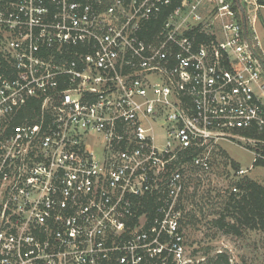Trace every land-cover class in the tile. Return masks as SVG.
Instances as JSON below:
<instances>
[{"label":"built area","instance_id":"2783aa9c","mask_svg":"<svg viewBox=\"0 0 264 264\" xmlns=\"http://www.w3.org/2000/svg\"><path fill=\"white\" fill-rule=\"evenodd\" d=\"M234 5L0 0V264L190 263L191 177L222 142L264 161V71Z\"/></svg>","mask_w":264,"mask_h":264},{"label":"rangeland","instance_id":"374dc122","mask_svg":"<svg viewBox=\"0 0 264 264\" xmlns=\"http://www.w3.org/2000/svg\"><path fill=\"white\" fill-rule=\"evenodd\" d=\"M238 9V19L242 18L243 11L249 31L251 26L255 30L256 49L260 52L261 47L264 52V6L259 7L256 0H239ZM234 163L239 166V171H246L245 174H239ZM211 168L208 176L191 177V186L188 185L190 188L183 200L184 247L188 264H206L221 252L227 254L230 264H264V232L242 229L240 235L226 234L225 228L220 229L214 224L226 214L231 188L240 180L249 178L264 185V168L253 165V155L242 142H222L215 146ZM225 221L232 222L229 217Z\"/></svg>","mask_w":264,"mask_h":264},{"label":"trees","instance_id":"16d2710c","mask_svg":"<svg viewBox=\"0 0 264 264\" xmlns=\"http://www.w3.org/2000/svg\"><path fill=\"white\" fill-rule=\"evenodd\" d=\"M234 2L233 8L238 15L239 0H234ZM256 3L259 7L264 6V0H256ZM248 34H252L251 29L250 31L248 29ZM256 48L255 50H257ZM257 53L264 61L263 55L258 50ZM249 135L257 137L255 134ZM233 166L239 171V166L236 163ZM255 166L264 168V161H257ZM236 188L238 191L230 194V200L225 209L226 214L214 222L215 226L220 229L225 228L226 234L234 235H240L242 229L264 232V185L249 178H243L237 183ZM153 207L152 200L145 201L139 213L151 212ZM226 217L231 218L232 222H226ZM206 264H230V260L227 254L221 252Z\"/></svg>","mask_w":264,"mask_h":264},{"label":"water","instance_id":"95a60500","mask_svg":"<svg viewBox=\"0 0 264 264\" xmlns=\"http://www.w3.org/2000/svg\"><path fill=\"white\" fill-rule=\"evenodd\" d=\"M242 20H243V24H244V29L246 31V29H247V22H246V16H245V14H244L243 11H242ZM253 53H254L255 57L257 58L258 62L260 63L263 71H264V61L259 56V54L256 52V50L253 49Z\"/></svg>","mask_w":264,"mask_h":264},{"label":"crops","instance_id":"0c3cea01","mask_svg":"<svg viewBox=\"0 0 264 264\" xmlns=\"http://www.w3.org/2000/svg\"><path fill=\"white\" fill-rule=\"evenodd\" d=\"M251 27H252V29H251ZM250 27V29H251V31H252V36H251V38L253 39V44H254V46H255V48L257 47V45H258V41H257V39H256V34H255V30H254V28H253V26H251ZM254 40H256V42L254 43ZM260 48V53L263 55V57H264V52L261 50V47H259ZM240 170H242V169H240Z\"/></svg>","mask_w":264,"mask_h":264}]
</instances>
